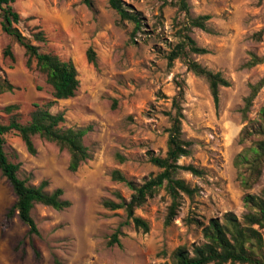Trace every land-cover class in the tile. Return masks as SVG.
Listing matches in <instances>:
<instances>
[{
	"label": "rangeland",
	"instance_id": "374dc122",
	"mask_svg": "<svg viewBox=\"0 0 264 264\" xmlns=\"http://www.w3.org/2000/svg\"><path fill=\"white\" fill-rule=\"evenodd\" d=\"M140 14L142 28L135 36L134 23L122 21L108 0H17L13 6L23 21L18 25L43 52L72 60L80 87L75 97L58 101L53 113L63 112V128L87 129L84 144L89 158L73 172L71 154L57 143L34 136L36 153L31 154L16 132L5 136L9 159L20 165L19 176L29 185L48 181L46 191L60 188L71 202L64 210L37 204L32 215L39 235L18 216L8 229L2 223L16 196L0 170V264H174L172 254L183 245L204 242L202 227L234 212L240 219L248 212L246 194L260 195L259 182L246 190L240 181L236 158L260 137L241 141V132L259 118L264 109V86L244 117L252 85L264 78V63L248 67L251 54L264 56V0H123ZM210 15L208 31L193 28L191 36L208 49L192 58L213 72H221L231 86L221 88L216 108L208 81L188 70L184 60L168 64L169 52L181 41V31L190 21ZM43 30L46 43L32 34ZM263 32L261 38L256 34ZM10 48L14 59L5 55ZM96 64L88 59L89 50ZM25 49L3 32L0 24V75L14 90L0 95V115L9 123L18 114L22 123L31 119L36 104L52 101L51 86L33 61L28 66ZM176 80L185 83L183 102L184 139L191 141V154L180 164L194 165L202 176L180 171L177 178L197 188L193 197L182 196L177 216L166 223L171 197L165 188L136 210L150 225L145 233L135 228L125 209L111 210L107 200L117 203L131 198L125 182L113 178L115 171L136 184H143L162 170L151 155L165 157L172 98ZM10 105L18 109L5 111ZM121 230L119 244L109 245Z\"/></svg>",
	"mask_w": 264,
	"mask_h": 264
},
{
	"label": "trees",
	"instance_id": "16d2710c",
	"mask_svg": "<svg viewBox=\"0 0 264 264\" xmlns=\"http://www.w3.org/2000/svg\"><path fill=\"white\" fill-rule=\"evenodd\" d=\"M17 0H0V24L3 32L9 35L15 42L22 46L28 55V66L36 62L37 69L46 77V82L52 88L53 100L45 104H36L27 123H22L18 114H13L9 123H4L0 115V170L3 177L11 185L16 196L15 202L8 208L3 223V231L8 229L14 217L29 228V235H39V229L32 215L37 204L52 207L56 210H64L71 206V202L63 198L64 191L60 188L52 193L46 191L48 181H43L39 186L28 184L26 179L19 176L20 165L9 159L5 150V136L10 132H16L24 141L31 154L36 153L33 137L40 136L47 141L57 143L61 148L69 150L71 162L69 169L77 171L83 162L89 158V152L84 144L87 129L63 128L65 115L63 112L53 113L52 108L60 100L75 97L79 87V73L72 60H64L51 52H43L41 48L32 42L28 36L18 27L23 19L16 11L13 4ZM110 7L115 10L122 21L134 23L133 36L141 30L142 18L139 13L132 11L123 0H108ZM90 6V0H83ZM180 9L189 13L187 0L179 2ZM210 15H201L191 19L190 26L181 31V41L169 52L167 59L170 67L176 60H184L188 70L195 75L205 78L210 87L216 108L220 105L221 88L230 87V81L221 72H213L192 58L193 55H205L209 51L197 44L191 36L193 28L208 31L207 23ZM263 32L257 33L256 38H261ZM34 41L46 43L47 37L43 30L32 34ZM6 56L12 59L13 53L8 48ZM88 59L96 64V56L91 49ZM264 63V56L251 54V60L246 64L253 67ZM177 92L172 98V112L170 116V128L168 129L167 153L165 157L151 155L150 161L162 171L143 184H136L126 179L120 171L113 173V178L125 182L132 190L131 198L120 203L107 200L104 206L111 210L125 209L129 220H132L138 230L145 233L150 231V225L143 218L136 215V210L143 206L149 198L165 188L171 197V205L166 223L177 216L181 207L183 195L193 197L197 188H192L185 180L177 178L180 171H187L196 176H202L203 170L194 165H182V157L191 154L192 142L184 139L183 119L185 99V83L176 80ZM264 86V78L252 85L251 94L246 99L243 109L244 117L250 110L253 100ZM14 90L13 84L6 76L0 75V95ZM18 107L10 105L5 111L12 114ZM253 137H260L251 147L238 155L235 165L240 171L242 186L249 190L260 180L264 171V109L259 118L250 121L241 132V141L246 142ZM248 212L240 219L234 212H227L222 218H212L207 224L197 219H189L202 227L204 242L193 244L191 248L186 245L178 247L172 254L174 264H264V189L260 195L246 194L244 197ZM120 228L112 235L109 245L119 244ZM168 264V263H163Z\"/></svg>",
	"mask_w": 264,
	"mask_h": 264
}]
</instances>
